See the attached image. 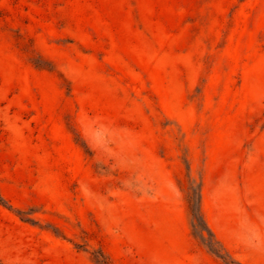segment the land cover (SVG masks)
<instances>
[{"label": "rangeland", "instance_id": "rangeland-1", "mask_svg": "<svg viewBox=\"0 0 264 264\" xmlns=\"http://www.w3.org/2000/svg\"><path fill=\"white\" fill-rule=\"evenodd\" d=\"M0 264H264V0H0Z\"/></svg>", "mask_w": 264, "mask_h": 264}, {"label": "trees", "instance_id": "trees-1", "mask_svg": "<svg viewBox=\"0 0 264 264\" xmlns=\"http://www.w3.org/2000/svg\"><path fill=\"white\" fill-rule=\"evenodd\" d=\"M233 263H235V262H233Z\"/></svg>", "mask_w": 264, "mask_h": 264}]
</instances>
